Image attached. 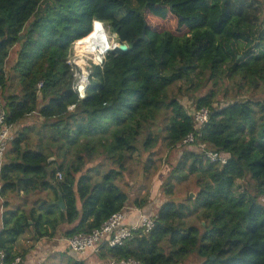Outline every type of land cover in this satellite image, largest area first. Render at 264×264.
<instances>
[{"label": "trees", "instance_id": "16d2710c", "mask_svg": "<svg viewBox=\"0 0 264 264\" xmlns=\"http://www.w3.org/2000/svg\"><path fill=\"white\" fill-rule=\"evenodd\" d=\"M95 21L128 50L110 49L102 66L91 65L81 97L67 58L75 41L92 38ZM207 74L253 94L225 105L213 90L198 94ZM179 83L193 88L192 111L170 93ZM0 103L15 134L0 192L23 193L24 203L4 204L0 248L8 260L28 230L35 240L59 229L65 237L91 233L124 210L130 196L119 181L129 160L140 144L151 149L162 138L169 150H184L166 195L194 176L195 198L166 200L150 231H135L121 246L103 243L101 259L182 264L197 255L199 264H264V0H0ZM201 108L210 117L199 128L193 114ZM34 113L40 120L19 128ZM162 116L163 130L153 134ZM191 132H201L199 140L184 146ZM201 143L226 162L211 161ZM102 156L106 164L88 167Z\"/></svg>", "mask_w": 264, "mask_h": 264}, {"label": "rangeland", "instance_id": "374dc122", "mask_svg": "<svg viewBox=\"0 0 264 264\" xmlns=\"http://www.w3.org/2000/svg\"><path fill=\"white\" fill-rule=\"evenodd\" d=\"M103 26L105 30L108 32L107 34L111 40V44L118 42V39L116 38L115 34H112L105 24ZM111 47L112 46H109L108 48L105 49H99L101 52V58L105 53L108 52L109 48ZM15 52L16 49H14L11 53V56L8 60V66H11L14 63L16 57ZM94 61H95L94 59H87V64H89V68L91 65L96 64V62ZM218 80L219 81L215 82V80L213 78H210L209 74H207L204 77L203 85L199 89L198 94L205 95L206 93L213 90L214 92L217 93V98H216L217 101L224 105L229 101L234 100L235 98L243 99L253 94L252 92L250 93L246 91L240 93L239 92L240 88L236 85L235 79L228 77H221ZM181 84L182 83L175 85L171 89L170 93L175 94V96H177L180 99V101L187 107V109L189 111H192L193 108L195 107L193 98L191 97L193 88H188V86L185 84L181 88L180 87ZM37 120H40V118L37 117V113H34L32 116H29L27 119H25L19 128H22L23 126H30ZM164 121L165 119L163 118V116L156 121L155 127L152 128L153 134H156V130L158 128H160L161 131L163 130L165 124ZM32 139H33V143L36 144L37 131L36 132L34 131L32 133ZM183 151H184L183 148L169 150L168 147L166 146V142L162 138H160L159 141L156 142V147H153L151 149H146L142 144H140L139 151L135 155H133L132 159L129 160L128 169L124 171L123 177L119 181L121 187L130 196L131 206L134 204L136 199L144 198L149 200L147 206L150 205L152 206V208L158 209V207L166 200L180 201L185 199L188 195H190V193L196 192L197 190L196 177L192 176L187 182L182 184H176L175 192L173 195H166L164 184L168 179L170 170L172 169V167H174V165L177 164L178 157H180ZM151 154H152L153 163L150 165L148 163V160ZM56 159H57L56 156L52 157V161ZM98 159L99 158H95L93 161H91V163L88 164V167H92L98 164L99 162L105 161V164L107 163L106 161L107 158L104 159V156H102L99 160ZM38 195L44 197L46 193H42ZM35 198H36L35 195H33L31 196L30 199L33 200ZM191 222L195 224H199L200 220L198 221V219L192 218ZM199 263H200V258L197 255H192L191 257L187 258L182 264H199ZM57 264H62V263H57Z\"/></svg>", "mask_w": 264, "mask_h": 264}, {"label": "built area", "instance_id": "2783aa9c", "mask_svg": "<svg viewBox=\"0 0 264 264\" xmlns=\"http://www.w3.org/2000/svg\"><path fill=\"white\" fill-rule=\"evenodd\" d=\"M104 25L102 22H95ZM81 39L73 43L71 52L67 58L68 64L71 66V70L74 72V76L77 78L75 88L79 91L81 97H84L86 94L87 88L91 83V69L89 64L86 66L79 65L78 61L81 59V51L78 48ZM105 53L101 59L96 62L97 65H103L106 60ZM42 84L39 85V87ZM84 87L85 93L80 89ZM73 108V107H71ZM194 121L196 125L200 128L203 127L210 117V111L208 108H201L194 112ZM201 132H191L189 133L183 141V145L194 144L199 140ZM15 135L13 132V127L7 123V110L3 104L0 103V181H1V169L5 154L9 148V145L13 141ZM200 152L204 153L211 161H220L222 163L226 162V158L222 156L218 151L208 149L207 145L201 143ZM59 179L62 178V173L57 174ZM125 209L114 213L101 227L94 229L91 233H79L74 236L68 237L69 248L79 254L83 255L88 250L93 249L96 252L99 251L103 243L107 242L110 247L121 246L125 241L134 236V232L143 229L148 232L154 227L155 215H146L140 213L139 218L135 224L125 225L124 223ZM0 264H23V258L21 256H16L12 260L7 259L6 252L0 248ZM108 264H144L136 258H109Z\"/></svg>", "mask_w": 264, "mask_h": 264}, {"label": "crops", "instance_id": "0c3cea01", "mask_svg": "<svg viewBox=\"0 0 264 264\" xmlns=\"http://www.w3.org/2000/svg\"><path fill=\"white\" fill-rule=\"evenodd\" d=\"M1 187L2 180L0 181V190ZM31 196L33 195H30L29 197L31 198ZM31 203L32 201L29 202L30 205ZM4 204L7 205L9 209L20 206L23 207V193L19 195L10 193L5 197H2L0 192V231L3 229V213L6 208ZM149 206L143 209L133 207L131 205L127 206L125 208L124 215L125 225L135 224L140 213L153 215L156 212H153L155 208ZM33 238L32 231L28 230L26 233L21 235L18 241L13 245V254L15 256H21L23 258V264H75V262L80 261L85 262V264H108V259H101L99 251L96 252L95 250L90 249L83 255L73 252L69 248L67 241L68 237H65L62 234V229H59L58 234L54 235L53 237H46L36 240Z\"/></svg>", "mask_w": 264, "mask_h": 264}, {"label": "bare ground", "instance_id": "6f19581e", "mask_svg": "<svg viewBox=\"0 0 264 264\" xmlns=\"http://www.w3.org/2000/svg\"><path fill=\"white\" fill-rule=\"evenodd\" d=\"M92 32L93 36L91 39L79 43L78 48L81 51V59L78 60L79 65L86 66L87 59L98 61L101 58V52L99 49H105L114 44H111V40L107 34L108 32L105 30L104 26L99 23L95 24V28Z\"/></svg>", "mask_w": 264, "mask_h": 264}, {"label": "water", "instance_id": "95a60500", "mask_svg": "<svg viewBox=\"0 0 264 264\" xmlns=\"http://www.w3.org/2000/svg\"><path fill=\"white\" fill-rule=\"evenodd\" d=\"M116 38L119 39V34H115ZM143 38L145 40H148L147 39V36L145 34V27L143 28V34H142ZM114 48H118L120 50H123V51H126L128 50V45L126 43H121V42H116L114 44ZM84 93H85V90H84V87H81L80 88ZM50 160H52V158H50ZM196 194L195 193H190V197L191 198H195ZM57 204H59L60 206L64 207V201H63V198H62V195L59 196L58 200L56 201Z\"/></svg>", "mask_w": 264, "mask_h": 264}, {"label": "clouds", "instance_id": "9594fccd", "mask_svg": "<svg viewBox=\"0 0 264 264\" xmlns=\"http://www.w3.org/2000/svg\"><path fill=\"white\" fill-rule=\"evenodd\" d=\"M95 22H96V21H95ZM95 22H94V23H95ZM99 22H101V21H99ZM102 23H103V22H102ZM93 27H94V24H93ZM82 39H83V38H82ZM114 44H115V43H114ZM114 44L112 45L111 48H109V50H110V49H114ZM109 50H108V51H109ZM107 53H108V52H107Z\"/></svg>", "mask_w": 264, "mask_h": 264}]
</instances>
